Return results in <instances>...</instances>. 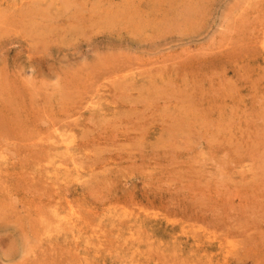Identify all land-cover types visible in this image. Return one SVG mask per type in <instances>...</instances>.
Wrapping results in <instances>:
<instances>
[{
  "label": "rangeland",
  "instance_id": "374dc122",
  "mask_svg": "<svg viewBox=\"0 0 264 264\" xmlns=\"http://www.w3.org/2000/svg\"><path fill=\"white\" fill-rule=\"evenodd\" d=\"M0 197V264H264V0H0Z\"/></svg>",
  "mask_w": 264,
  "mask_h": 264
},
{
  "label": "bare ground",
  "instance_id": "6f19581e",
  "mask_svg": "<svg viewBox=\"0 0 264 264\" xmlns=\"http://www.w3.org/2000/svg\"><path fill=\"white\" fill-rule=\"evenodd\" d=\"M127 6H128V5H127ZM130 10H131V9H130ZM109 12H110V11H109ZM124 17H125V16H124ZM139 25H140V24H139ZM137 29H138V28H137ZM133 31H134V30H133ZM110 34H111V33H110ZM123 43H124V42H123ZM123 67H124V66H123ZM100 68H101V67H100ZM129 72H130V71H129ZM125 74H126V73H125ZM134 74H135V73H134ZM126 77H127V76H126ZM128 77H130V76H128ZM133 77H134V76H133ZM136 78H137V77H136ZM125 79H126V78H125ZM127 79H128V78H127ZM127 79H126V80H127ZM122 80H124V78H123ZM142 80H143V79H142ZM131 81H133V80L130 79V82H131ZM144 81H145V80H144ZM126 82H127V81H126ZM92 93H93V92H92ZM101 94H102V93H101ZM91 95H92V94H91ZM93 95H94V93H93ZM93 95H92V96H93ZM84 98H85V96H84ZM89 98H90V97H88V99H89ZM104 98H105V97H104ZM88 99H87V100H88ZM82 102H83V100H82ZM84 102H85V101H84ZM80 103H81V102H80ZM108 104H109V103H108ZM101 105H102V104H101ZM101 105H100V106H101ZM103 105H105V104H103ZM94 107H95V106H93L92 108L94 109ZM92 108H91V109H92ZM76 109H77V108H76ZM103 109H104V108H103ZM74 110H75V109H74ZM88 110H89V109H88ZM100 110H102V109H100ZM105 110H106V109H105ZM105 110H104V112H105ZM112 110H113V109H112ZM112 110H111V111H112ZM82 111H83V110H82ZM106 111H108V110H106ZM75 112H76V111H75ZM77 114H78V113H77ZM110 114H111V113H110ZM80 115H81V113H80ZM93 115H94V113H93ZM102 115H103V114H102ZM95 116H96V115H95ZM97 116H98V115H97ZM106 117H107V116H106ZM97 119H98V118H97ZM104 119H105V118H104ZM61 141H62V139H61ZM61 141H60V138H59V142H61ZM59 142H58V143H59ZM56 143H57V142H56ZM54 144H55V143H54ZM54 144H53V147H51V148H54V146H55V147L57 146V144H56V145H54ZM59 144H60V143H59ZM62 144H64V143H62ZM62 144H61V146H62ZM47 145H48V144H47ZM49 145H50V144H49ZM49 145H48V147H49ZM68 145H69V144H68ZM45 146H46V145H45ZM66 146H67V145H66ZM75 146H76V145H75ZM40 147H41V146H40ZM36 148H37V147H36ZM62 148H65L64 145H63ZM67 148H68V147H67ZM74 148H75V147H74ZM54 149H55V148H54ZM60 149H61V148H60ZM68 149H69V148H68ZM80 149H81V148H80ZM82 149H83V148H82ZM44 150H46V149L44 148ZM52 150H53V149H52ZM74 150H75V149H74ZM47 151H48V150H47ZM47 151H46V152H47ZM82 151H83V150H82ZM84 151H85V150H84ZM41 152H42V151H41ZM44 152H45V151H44ZM71 152H73V151H71ZM77 152H78V151H77ZM32 153H33V152H32ZM52 153H53V152H52ZM73 153H74V152H73ZM73 153H71L72 156H73V155H76V154H73ZM83 153H84V152H83ZM83 153H81V154H83ZM44 154H45V153H44ZM77 154H78V153H77ZM46 155H48V154H46ZM69 155H70V154H69ZM72 156H71V157H72ZM76 156H77V155H76ZM83 156H84V154H83ZM56 157H57V156H56ZM63 157H64V156H63ZM65 157H67V156H65ZM71 157H70V159H71ZM77 157H78V156H77ZM47 158H48V157H47ZM50 158H51V157H50ZM75 158H76V157H75ZM79 158H81V156H79ZM65 159H66V158H65ZM65 159H64V161H65ZM68 159H69V158H68ZM54 160H55V159H54ZM71 160H72V161H74V160L77 161V160H80V159H71ZM71 160H70V161H71ZM82 160H83V159H82ZM66 161H67V163H68V160H66ZM81 162H82V161H81ZM53 163H54V162H53ZM75 163H76V162H75ZM77 163H79V162L77 161ZM69 164H70V163H69ZM79 164H80V163H79ZM79 164H78V166H80ZM72 165H73V162H72ZM76 165H77V164H76ZM70 166H71V164H70ZM74 169H75V168H74ZM70 170H71V169H70ZM65 171H66V170H65ZM65 171H64V172H65ZM58 172H59V171H58ZM70 172H71V171H70ZM72 173H73V172H72ZM59 174H60V173H59ZM64 174H65V173H64ZM67 174H68V173H67ZM60 176H61V175H60ZM63 178H64V177H63ZM63 178H62V179H63ZM65 178H67V177H65ZM63 181H64V180H63ZM65 182H66V181H65ZM63 183H64V182H63ZM28 188H29V187H28ZM35 189H36V188H35ZM36 190H37V189H36ZM10 193H11V192H9V194H10ZM34 195H36V194H34ZM0 198H1V197H0ZM106 199H107V198H106ZM23 202H24V201H23ZM2 205H3V204H2ZM4 205H5V204H4ZM11 206L13 207V205H11ZM22 208H23V207H22ZM28 208H29V206H28ZM0 209H1V208H0ZM36 209H37V208H36ZM36 209H35V210H36ZM28 210L30 211V209H28ZM37 210H38V209H37ZM4 211H6V210H4ZM4 211H3V212H4ZM11 211H12V210H11ZM26 211H27V210H26ZM9 212H10V211H9ZM14 212H15V211H14ZM27 213H28V212H27ZM4 214H5V213H4ZM4 214H3V215H4ZM11 214H13V213H11ZM17 214H18V213H17ZM28 214H30V215L32 216L31 213H28ZM28 214H26V216H27ZM33 215H34V214H33ZM5 216H6V215H5ZM7 216H8V215H7ZM13 216H14V215H13ZM36 216H37V215H36ZM21 217H22V216H21ZM34 217H35V215H34ZM112 217H113V216H112ZM18 218H19V217H18ZM27 218H28V216H27ZM38 218H39V217H38ZM43 218H44V217H43ZM43 218L41 217L42 220H43ZM46 218H47V217H46ZM51 218H52V217H51ZM51 218H50V219H51ZM6 219H7V217H6ZM19 219H22V218H19ZM24 219H25V217H24ZM30 219H31V218H29V220H30ZM32 220H33V219H32ZM111 220H112V219H111ZM117 220H118V219H117ZM121 220H122V219H121ZM22 221H23V220H22ZM43 221H44V220H43ZM62 221H64V220H62ZM143 221H144V220H143ZM49 222H50V221H49ZM49 222H47V224H48ZM124 222H125V221H124ZM124 222H123V223H124ZM135 222H136V221H135ZM20 223H21V222H20ZM27 223H28V221H27ZM39 223H40V222H39ZM42 223H43V222H42ZM44 223H45V221H44ZM64 223H65V222H64ZM69 223H71V222H69ZM127 223H128V220H127ZM22 224H23V226H24V223H22ZM49 224H51V223H49ZM58 224H59V223H58ZM62 224H63V223H62ZM67 224H68V223H67ZM112 224H113V223H112ZM124 224H125V223H124ZM143 224H144V223H143ZM145 224H146V223H145ZM52 225H53V223H52ZM119 225H120V224H119ZM26 226H27V225H26ZM57 226H58V225H57ZM59 226H60V225H59ZM144 226H145V225H144ZM43 227H46V226H44V224H43ZM65 227H67V226H65ZM41 228H42V227H41ZM75 228H76V227H75ZM132 228H133V227H132ZM52 229H53V228H52ZM62 229H63V228H62ZM67 229H68V228H67ZM67 229H65V230H67ZM141 229H142V228H141ZM21 230H22V229H21ZM47 230H48V229H47ZM49 230H50V229H49ZM63 230H64V229H63ZM69 230H71V229H69ZM120 230H121V229H120ZM33 231H34V230H33ZM33 231H32V232H33ZM50 231H51V230H50ZM115 231H116V230H115ZM139 231H140V230H139ZM142 231H143V230H142ZM22 232H23V230H22ZM27 232H28V231H27ZM27 232H26V233H27ZM43 232H44V230H43ZM47 232H48V231H47ZM51 232H52V231H51ZM70 232H71V231H70ZM145 232H146V231H145ZM40 233H41V232H40ZM35 234H36V233H35ZM143 234H144V233H143ZM133 235H134V234H133ZM29 236H30V235H28V237H29ZM40 236H41V235H40ZM40 236H39V237H40ZM143 236H144V235H143ZM32 237H33V236H32ZM148 237H149V236H148ZM138 239H139V238H138ZM146 239H148V238H146ZM31 240H33V239H31ZM33 241H36V240H33ZM34 243H36V242H34ZM37 243H38V239H37ZM30 246L32 247V245H30ZM147 246H148V245H147ZM138 248H139V247H138ZM31 249H32V248H31ZM128 249H129V248H128ZM30 251H31V250H30ZM32 251H33V250H32ZM74 251H75V250H74ZM139 254H140V251H139ZM26 255H27V254H26ZM138 260H139V259H138ZM32 263H33V262H32ZM34 263H35V262H34ZM36 263H37V262H36ZM36 263H35V264H36ZM39 263H41V262H39ZM30 264H31V263H30ZM37 264H38V263H37Z\"/></svg>",
  "mask_w": 264,
  "mask_h": 264
}]
</instances>
